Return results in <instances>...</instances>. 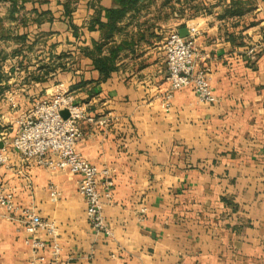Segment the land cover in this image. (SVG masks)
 I'll list each match as a JSON object with an SVG mask.
<instances>
[{
  "label": "crops",
  "instance_id": "crops-1",
  "mask_svg": "<svg viewBox=\"0 0 264 264\" xmlns=\"http://www.w3.org/2000/svg\"><path fill=\"white\" fill-rule=\"evenodd\" d=\"M173 31L196 35L216 103L187 87L166 108ZM0 59V175L56 224L36 235L49 264L55 244L62 264H264V0H0ZM59 84L94 117L77 151L113 173L109 233L92 229L80 175L12 147L20 116ZM33 237L1 213L0 264H32Z\"/></svg>",
  "mask_w": 264,
  "mask_h": 264
},
{
  "label": "built area",
  "instance_id": "built-area-1",
  "mask_svg": "<svg viewBox=\"0 0 264 264\" xmlns=\"http://www.w3.org/2000/svg\"><path fill=\"white\" fill-rule=\"evenodd\" d=\"M164 48L169 83V90L164 97L166 108L171 107L175 92L187 87L193 88L202 102L216 103L218 99L207 73L198 69L200 54L196 46V35L191 32L189 37H183L178 31H173L167 37ZM250 53L254 55L255 48ZM63 112H67V116ZM84 120L94 121V117L87 113L83 104L77 102L72 92L59 84L52 99L37 101L20 116L12 147L26 161L35 162L52 171H69L80 175L78 192L86 201L90 225L95 232L109 233L104 219L103 199L112 197L115 181L110 169L89 162L77 151V142L83 134L81 122ZM99 122L106 125L108 121L100 119ZM6 160L5 148H0V164ZM15 196L16 191L7 188L0 175V215L19 213L27 233L34 236L32 241H27L32 244L34 251L32 264H49V259L42 253L47 243L36 235L44 231L55 236L56 224L29 209L20 208L15 202ZM51 196H58L54 185H51ZM59 253L60 247L55 244L50 264H62L58 260Z\"/></svg>",
  "mask_w": 264,
  "mask_h": 264
},
{
  "label": "trees",
  "instance_id": "trees-1",
  "mask_svg": "<svg viewBox=\"0 0 264 264\" xmlns=\"http://www.w3.org/2000/svg\"><path fill=\"white\" fill-rule=\"evenodd\" d=\"M11 1H12V4H14V5H17L18 4V0H11ZM114 14H117V13L116 12H112L111 13V15H112L111 17H113ZM1 61L2 60L0 59V64H1ZM0 78H1V75H0Z\"/></svg>",
  "mask_w": 264,
  "mask_h": 264
},
{
  "label": "water",
  "instance_id": "water-1",
  "mask_svg": "<svg viewBox=\"0 0 264 264\" xmlns=\"http://www.w3.org/2000/svg\"><path fill=\"white\" fill-rule=\"evenodd\" d=\"M183 37H186V36H184L183 34H181ZM63 114L65 115V116H67V112H63Z\"/></svg>",
  "mask_w": 264,
  "mask_h": 264
},
{
  "label": "rangeland",
  "instance_id": "rangeland-1",
  "mask_svg": "<svg viewBox=\"0 0 264 264\" xmlns=\"http://www.w3.org/2000/svg\"><path fill=\"white\" fill-rule=\"evenodd\" d=\"M5 1V0H4ZM6 1H8V2H11L12 3V1L11 0H6Z\"/></svg>",
  "mask_w": 264,
  "mask_h": 264
}]
</instances>
